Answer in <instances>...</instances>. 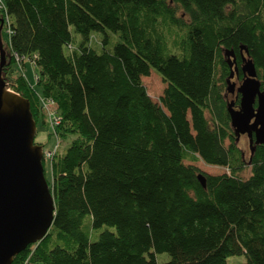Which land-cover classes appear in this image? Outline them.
I'll return each mask as SVG.
<instances>
[{
	"label": "trees",
	"instance_id": "obj_1",
	"mask_svg": "<svg viewBox=\"0 0 264 264\" xmlns=\"http://www.w3.org/2000/svg\"><path fill=\"white\" fill-rule=\"evenodd\" d=\"M3 1V77L30 101L37 128L53 100V134L71 141L52 160L54 225L14 264H160L161 254L170 256L162 264H264V146L246 158L226 99V52L242 81V47L264 89V0ZM17 57L35 62V84ZM152 70L168 85L161 105L142 81Z\"/></svg>",
	"mask_w": 264,
	"mask_h": 264
},
{
	"label": "water",
	"instance_id": "obj_2",
	"mask_svg": "<svg viewBox=\"0 0 264 264\" xmlns=\"http://www.w3.org/2000/svg\"><path fill=\"white\" fill-rule=\"evenodd\" d=\"M0 26V264H14L17 256L41 242L55 222V199L46 178L44 151L35 143L37 123L31 103L10 89L3 77L7 54ZM245 75L235 94L227 99V111L238 141L249 137L251 153L255 145L264 146V89L253 60L241 49ZM232 68L227 92L236 87L232 79L239 75L237 59L226 52ZM232 57L234 60L232 61ZM199 180L206 188L203 173Z\"/></svg>",
	"mask_w": 264,
	"mask_h": 264
},
{
	"label": "rangeland",
	"instance_id": "obj_3",
	"mask_svg": "<svg viewBox=\"0 0 264 264\" xmlns=\"http://www.w3.org/2000/svg\"><path fill=\"white\" fill-rule=\"evenodd\" d=\"M74 37L73 41V48L75 50L78 49L79 45L82 42V36L78 34L74 28L71 29ZM111 38V44L110 48H113L116 42L119 41V37L115 34H110ZM103 35L100 34H94L92 39H91V45L92 47L96 49H100L102 46V39ZM5 40L7 41V37L5 36ZM65 53L69 55V49L68 47L65 48ZM22 69L25 71V75L27 79L29 80L30 83L35 84L37 80V75L36 73L39 72V69L35 68L34 65L31 62H27L22 66ZM144 85L147 88L148 94L152 98V100L157 103V104H162L161 99L165 93V90L167 89L168 85L167 83L163 80V78L158 74L156 71L152 70L150 75L147 77H143L142 79ZM243 80H237L235 78L232 79V83L236 84L237 87H239L242 84ZM13 91V89H12ZM236 91V90H235ZM230 91L227 92L226 94V99L230 97L232 93L235 92ZM237 104V102H236ZM38 136L36 139V142L41 143L43 145V151H54L56 150L57 146L59 145V148L57 149V152L59 154H64L67 149L69 148L71 141L70 140H63V139H58L54 134H53V129L51 128V124L49 122L48 116H46L45 124L43 122H40L38 125ZM240 146L245 152V156L247 159L250 158L251 156V146H250V141L249 137L247 135H243L240 139ZM186 165H194L198 167L203 173H207L210 175H222L225 173H229V170L225 167H219V166H214V165H209L203 160H200L198 162H191L189 160L185 161ZM45 174L46 178L49 181H52V161L49 159H46L45 164ZM246 177L250 176V171H247L244 174ZM90 217L87 218L86 221V227L88 229L89 224H90ZM106 229L103 228L100 231L95 232V235L93 237V241H97L100 233ZM170 260V256L168 254H161L158 255V262L160 264L168 262ZM246 262V257L245 256H236L232 257L229 259L228 264H244Z\"/></svg>",
	"mask_w": 264,
	"mask_h": 264
},
{
	"label": "built area",
	"instance_id": "obj_4",
	"mask_svg": "<svg viewBox=\"0 0 264 264\" xmlns=\"http://www.w3.org/2000/svg\"><path fill=\"white\" fill-rule=\"evenodd\" d=\"M3 11H6V8H5V5H4V1L3 0H0V12H3ZM7 19H6V24L8 26V30H7V33L9 35L12 34V31L10 29V18L8 16H6ZM27 62H31L34 67L36 68L35 66V62L33 60H30V59H27V58H20V57H17V65L18 67L24 71L22 69V66L27 63ZM25 73V71H24ZM10 89L12 90L11 86H10ZM43 104H44V111L46 113V116H48V119H49V122L51 124V128L53 129V133H55V129L56 127L60 124V116H59V113L57 111V106H56V103L51 100V99H48V100H43ZM56 134V133H55ZM57 135V134H56ZM55 135V136H56ZM57 137V136H56ZM58 138V137H57ZM59 148V145L57 146L56 150L54 151H47V152H44V155H45V159H49V160H53L56 153H57V149ZM23 264H34L32 261H31V256L27 257L24 261Z\"/></svg>",
	"mask_w": 264,
	"mask_h": 264
},
{
	"label": "flooded vegetation",
	"instance_id": "obj_5",
	"mask_svg": "<svg viewBox=\"0 0 264 264\" xmlns=\"http://www.w3.org/2000/svg\"><path fill=\"white\" fill-rule=\"evenodd\" d=\"M234 78L237 79V80H239V75H238V76L236 75ZM244 78H245V75H244ZM237 88H238V87L236 86L235 88H233V89L231 90V91H233V90L235 91V90H236L234 93H232V94H235L236 102L238 101L239 98H241V96H240V95L238 94V92H237Z\"/></svg>",
	"mask_w": 264,
	"mask_h": 264
}]
</instances>
